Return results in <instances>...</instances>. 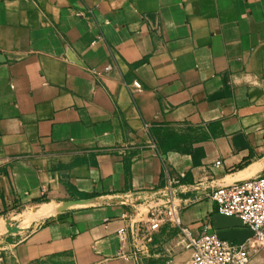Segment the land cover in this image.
<instances>
[{
    "label": "crops",
    "instance_id": "crops-1",
    "mask_svg": "<svg viewBox=\"0 0 264 264\" xmlns=\"http://www.w3.org/2000/svg\"><path fill=\"white\" fill-rule=\"evenodd\" d=\"M259 176L264 0H0V264H189L173 223L133 240L169 182L218 233L211 193Z\"/></svg>",
    "mask_w": 264,
    "mask_h": 264
},
{
    "label": "built area",
    "instance_id": "built-area-1",
    "mask_svg": "<svg viewBox=\"0 0 264 264\" xmlns=\"http://www.w3.org/2000/svg\"><path fill=\"white\" fill-rule=\"evenodd\" d=\"M132 87L134 91L142 89L137 81L133 82ZM147 144L160 156L153 138ZM169 183L161 198L163 204L152 206L147 221L133 230V240L139 252L148 253L153 232L164 221L173 223L177 228L175 244L191 251L189 264H250L253 255L264 251V176L220 186L210 196L217 204L218 213L240 219L244 227L253 232V236L242 243L222 239L215 232L194 234L189 227L182 225L179 217L181 208L173 203L172 182ZM118 233L121 239H125V229H120ZM169 264L174 263L170 260Z\"/></svg>",
    "mask_w": 264,
    "mask_h": 264
},
{
    "label": "water",
    "instance_id": "water-1",
    "mask_svg": "<svg viewBox=\"0 0 264 264\" xmlns=\"http://www.w3.org/2000/svg\"><path fill=\"white\" fill-rule=\"evenodd\" d=\"M217 220L222 222L217 225L218 228L223 227H242L245 228L243 223L240 219L236 217H228L224 216L222 214L218 215ZM224 222V223H223ZM218 235L222 239H226L229 241H237V242H244L245 240L251 238L253 236V232L247 229H241V230H223L218 232Z\"/></svg>",
    "mask_w": 264,
    "mask_h": 264
},
{
    "label": "trees",
    "instance_id": "trees-1",
    "mask_svg": "<svg viewBox=\"0 0 264 264\" xmlns=\"http://www.w3.org/2000/svg\"><path fill=\"white\" fill-rule=\"evenodd\" d=\"M159 149V148H158ZM160 151V150H159Z\"/></svg>",
    "mask_w": 264,
    "mask_h": 264
}]
</instances>
